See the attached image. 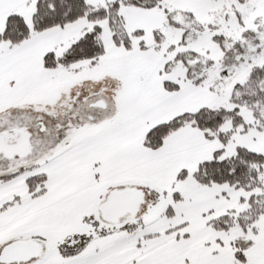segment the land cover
Wrapping results in <instances>:
<instances>
[{"label":"snow or ice","instance_id":"obj_1","mask_svg":"<svg viewBox=\"0 0 264 264\" xmlns=\"http://www.w3.org/2000/svg\"><path fill=\"white\" fill-rule=\"evenodd\" d=\"M0 264H264V0H0Z\"/></svg>","mask_w":264,"mask_h":264}]
</instances>
